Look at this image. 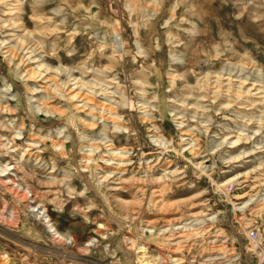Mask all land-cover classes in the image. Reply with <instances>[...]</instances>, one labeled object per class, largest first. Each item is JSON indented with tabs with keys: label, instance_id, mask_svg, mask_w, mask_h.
Here are the masks:
<instances>
[{
	"label": "rangeland",
	"instance_id": "374dc122",
	"mask_svg": "<svg viewBox=\"0 0 264 264\" xmlns=\"http://www.w3.org/2000/svg\"><path fill=\"white\" fill-rule=\"evenodd\" d=\"M37 4L56 87L0 52V264H264V0ZM92 74L112 119L65 95Z\"/></svg>",
	"mask_w": 264,
	"mask_h": 264
},
{
	"label": "bare ground",
	"instance_id": "6f19581e",
	"mask_svg": "<svg viewBox=\"0 0 264 264\" xmlns=\"http://www.w3.org/2000/svg\"><path fill=\"white\" fill-rule=\"evenodd\" d=\"M33 3L34 4L31 6L32 11H30L31 15H29L28 20H25V0H0V52L5 55L10 62L18 61V65H23L26 69L25 73L28 78H39L43 80V83L46 85L42 88L46 90L47 85L48 87H56L55 80L49 76L48 69L41 71L42 73L39 71L42 65L36 66L38 71H35L32 66L38 64V60L35 57L38 56L36 52L39 51L37 44L39 43L38 34L42 31L40 29L42 26L49 24L46 18L38 14L36 8V6H39V4H37L38 0H34ZM31 25L32 29H28ZM115 41H117V37H115ZM90 76L91 80L85 85L86 91H84L83 88L81 89L78 80L74 81V79L70 87L69 85L64 87L65 95L68 99L75 102L76 108L85 112L86 117L90 118L93 112L99 111V113L104 112L102 116H105V118H111V106L102 101L105 96L104 90L96 87L95 85L98 82L93 80V78L95 79L93 74ZM93 81L97 83L94 85ZM105 148L109 151L115 150V147L111 143L107 144ZM12 169L16 170L17 167L13 166ZM180 229L179 226L174 227L175 231H179ZM206 261L209 260H205L204 262Z\"/></svg>",
	"mask_w": 264,
	"mask_h": 264
},
{
	"label": "built area",
	"instance_id": "2783aa9c",
	"mask_svg": "<svg viewBox=\"0 0 264 264\" xmlns=\"http://www.w3.org/2000/svg\"><path fill=\"white\" fill-rule=\"evenodd\" d=\"M248 236H249V238H250L251 240H255L256 237H257V236H256V233H255L254 231L249 232Z\"/></svg>",
	"mask_w": 264,
	"mask_h": 264
}]
</instances>
